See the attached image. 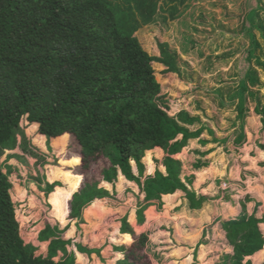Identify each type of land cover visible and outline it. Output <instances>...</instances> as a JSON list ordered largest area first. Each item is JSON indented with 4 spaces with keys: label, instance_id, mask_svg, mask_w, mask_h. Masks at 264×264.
I'll return each instance as SVG.
<instances>
[{
    "label": "trees",
    "instance_id": "trees-1",
    "mask_svg": "<svg viewBox=\"0 0 264 264\" xmlns=\"http://www.w3.org/2000/svg\"><path fill=\"white\" fill-rule=\"evenodd\" d=\"M188 1L0 0V264H77L76 252L99 256V249L83 248L75 238L64 237L71 221H77L79 230L83 210L97 200L117 205L134 197L138 223L153 202L160 204L162 196L177 191L191 210L200 209L204 199L187 188L188 178L182 180L178 156L203 128L191 129L199 117L187 112L180 99L162 94L156 79L160 72L181 80L178 56L167 43L155 41L156 49H148L137 36L158 19L178 18ZM263 11L262 0L242 3L237 36L247 46L238 53L237 73H228V81L218 73L215 87H190L183 97L203 90L218 108H234L238 120L250 102L264 131L259 92L264 85V44L256 35L264 41ZM23 122L48 138L63 136L58 142L68 134L79 147L82 185L68 191V203L52 197L59 211L67 206L69 222L63 228L54 219L21 226L17 218L18 207L34 188L42 194L37 200L48 213V196L62 187L42 171L17 190L20 201L12 196L11 168L2 161L4 153L20 148L36 156L18 141ZM47 148L44 156L50 163L42 166L55 157ZM100 159L104 162L96 179L88 181L87 173ZM58 174L54 178H80ZM119 175L137 186L138 196L129 189L115 192ZM258 223L242 214L222 225L233 248L230 264H250L244 259L262 249ZM119 233L134 237L126 217L120 220ZM146 244L142 234L130 248L114 247L123 254L115 264H149L142 254Z\"/></svg>",
    "mask_w": 264,
    "mask_h": 264
},
{
    "label": "crops",
    "instance_id": "crops-1",
    "mask_svg": "<svg viewBox=\"0 0 264 264\" xmlns=\"http://www.w3.org/2000/svg\"><path fill=\"white\" fill-rule=\"evenodd\" d=\"M261 82L264 83V75ZM191 87L202 89V82ZM259 92L264 102V85ZM199 93L197 91L196 98L190 99L192 109L185 110L199 117V122L191 129H203L178 158L182 163V180H190L187 188L204 199L200 209L191 210L184 194L177 191L162 196L160 204L153 202L138 223L134 197L117 205L106 200L94 201L83 210L79 230L77 221H71L64 234L66 239L75 238L74 242L83 248L100 250L99 256L89 257L76 252L77 264H115L123 259V254L114 247L130 248L134 238L142 234L147 236L142 254L149 264H230L228 257L232 256L233 248L228 244L222 225L242 214L259 221L258 229L264 239V131L260 117L254 113V104L249 102L244 118L238 120L234 108L220 109L210 97L204 98ZM151 170L152 167L148 173ZM78 177L79 187L84 178ZM51 181L60 182L62 187L48 196L51 206L48 213L37 200L42 194L36 188L32 191L36 196L33 206L38 210L33 222L54 219L63 228L69 222L68 211L65 208L57 211L52 197L57 194L59 199V192L68 191L70 184L63 178ZM101 186L112 191L109 185ZM126 189L139 195L137 186L119 175L114 190L119 194ZM69 199L70 196L67 203ZM124 217L134 237L119 233L120 220ZM246 261L264 264V246L243 263Z\"/></svg>",
    "mask_w": 264,
    "mask_h": 264
},
{
    "label": "rangeland",
    "instance_id": "rangeland-1",
    "mask_svg": "<svg viewBox=\"0 0 264 264\" xmlns=\"http://www.w3.org/2000/svg\"><path fill=\"white\" fill-rule=\"evenodd\" d=\"M243 1L189 0L184 8H180L181 15L175 20L158 19L152 26L142 27L138 31L139 40L148 49H156L155 41L167 43L169 50L176 52L178 56L177 64L181 72V80L176 76L162 77L160 72L157 73L156 79L163 87L162 94L166 93L170 97L180 99L182 107L190 110L193 106V100L190 99L191 97L196 98V93H190L188 97H183V94L191 86L202 82V87H215L218 73L224 74L225 81L231 79V77L226 79L228 73L231 75L237 73L235 62L238 53L247 46V41L237 36ZM262 3L264 8V0ZM261 16L264 20V11L261 12ZM256 35L264 44L259 34ZM157 70L161 71V69ZM198 91L200 96L209 98L203 90ZM22 124L23 136H19L18 141L23 142L27 151L29 150L36 156L22 152L20 148L4 153L2 161L4 165L11 168L8 179L13 184L12 196L14 198L20 201L16 197L17 190L21 189L23 182L38 177L42 171L51 179H60V177L54 178V174L59 175L58 173H62V177L65 174L81 176L79 147L72 136L64 135L67 137L58 142L57 140L61 137L48 138L35 132V128L27 126L25 122ZM47 146L55 157L51 164L42 166L44 161L47 162L44 156V153H49ZM72 161L76 162L71 163ZM102 162L104 161L100 159L92 166L86 176L88 181L96 179ZM65 181L70 184L68 191L77 189L80 184V178L65 179ZM68 191L59 192L61 193L59 199L67 200ZM53 197L57 199L58 195L55 194ZM34 198L36 196L31 191L27 197L28 201L20 204V208L18 207L17 218L21 226L34 221L35 216L33 215L38 212L33 206ZM64 208L67 210V206Z\"/></svg>",
    "mask_w": 264,
    "mask_h": 264
}]
</instances>
